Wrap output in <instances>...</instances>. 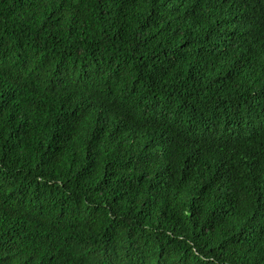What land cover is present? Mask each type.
<instances>
[{
    "label": "trees",
    "instance_id": "16d2710c",
    "mask_svg": "<svg viewBox=\"0 0 264 264\" xmlns=\"http://www.w3.org/2000/svg\"><path fill=\"white\" fill-rule=\"evenodd\" d=\"M0 264H264V0H0Z\"/></svg>",
    "mask_w": 264,
    "mask_h": 264
}]
</instances>
